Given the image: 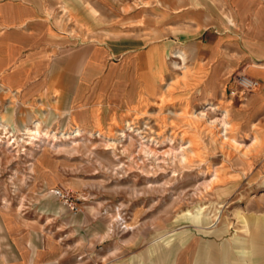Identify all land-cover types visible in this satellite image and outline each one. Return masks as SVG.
Returning <instances> with one entry per match:
<instances>
[{
    "label": "rangeland",
    "instance_id": "374dc122",
    "mask_svg": "<svg viewBox=\"0 0 264 264\" xmlns=\"http://www.w3.org/2000/svg\"><path fill=\"white\" fill-rule=\"evenodd\" d=\"M252 1L247 21L263 44L254 64L264 69V16L256 17L264 0ZM42 5L62 36L57 57L82 65L90 53L98 65L72 109L64 99L51 108L43 101L19 106L0 92V254L8 251L6 225L16 234L24 225L30 253L56 257L53 264H192L207 241L237 254L231 238L252 236L249 219L264 223V110L244 103L261 83L231 97L229 77L239 68L216 72L237 59L230 4ZM213 10L220 28L197 36L202 11ZM74 114L87 122L79 125ZM28 115L57 141L19 135ZM74 130L82 136L69 139Z\"/></svg>",
    "mask_w": 264,
    "mask_h": 264
},
{
    "label": "crops",
    "instance_id": "0c3cea01",
    "mask_svg": "<svg viewBox=\"0 0 264 264\" xmlns=\"http://www.w3.org/2000/svg\"><path fill=\"white\" fill-rule=\"evenodd\" d=\"M211 2L230 4L228 7L231 13L230 19L234 25L229 27L231 31L229 33L235 34L230 43L237 58L235 61L223 63L216 69V72L220 73L222 70L227 71L234 67L235 69L241 68L247 75L258 80L259 84L261 83L260 91L254 96L246 98L244 103L254 104L256 109L262 112L264 110V69L256 67L258 65L254 62L257 61L256 57L263 55L261 52L263 44L261 38L254 40L252 36L257 32L252 27L255 25L253 22L250 24L247 21L252 17L255 9L254 6H251L253 1L202 0V3ZM61 8L65 11L64 6ZM258 14L264 16L263 6L258 8L257 18ZM214 16V10L210 11L209 15L202 11V19H199L197 24L200 28L197 36L204 35L209 26L216 31L220 28L219 24L214 21ZM205 17L208 18V21ZM201 23L202 27L199 25ZM234 28L235 32H232ZM59 33L43 11L42 0H0V84L5 88L0 92L16 98L19 106L33 101L36 103L43 101L51 108L61 104L63 99L67 100V109L76 106L83 98L84 83L88 82L95 74V67L98 64L90 53L85 59L83 57L82 65L76 62L77 59L57 57L56 40L62 39L61 33ZM254 42L259 45L260 54L254 53ZM241 59L249 60L250 63L240 62ZM80 66L82 68L81 75L78 73ZM74 77L76 84L72 83L74 81L70 79ZM54 91L59 92L58 97ZM234 96L239 98L240 95ZM52 113L56 114V112ZM26 118L30 125L22 124L20 129H26L25 127L31 129L35 124H38V129L40 128L39 121L30 115ZM74 119L79 125H84L87 122L85 119L77 121V114H74ZM0 124L5 125L1 120ZM39 130L43 132L41 129ZM252 225L253 228L250 230L252 236L239 238L243 241L231 238L237 249V254H231L227 243H221L219 248L214 250L207 241L196 249L192 264H264V223H259L256 219H249V226ZM5 227L8 251L0 254V264L57 263L56 257L44 258L39 253L34 255L30 253L31 240L30 236L25 233L24 225H22L23 230L19 234L9 230V225ZM208 232L216 233L217 230Z\"/></svg>",
    "mask_w": 264,
    "mask_h": 264
},
{
    "label": "built area",
    "instance_id": "2783aa9c",
    "mask_svg": "<svg viewBox=\"0 0 264 264\" xmlns=\"http://www.w3.org/2000/svg\"><path fill=\"white\" fill-rule=\"evenodd\" d=\"M259 88V82L255 78L247 75L243 69H237L230 78L227 86L228 95H243L256 91ZM58 197L66 198V194L59 190L53 191Z\"/></svg>",
    "mask_w": 264,
    "mask_h": 264
},
{
    "label": "bare ground",
    "instance_id": "6f19581e",
    "mask_svg": "<svg viewBox=\"0 0 264 264\" xmlns=\"http://www.w3.org/2000/svg\"><path fill=\"white\" fill-rule=\"evenodd\" d=\"M180 55V54H179ZM175 56V55H174ZM225 114V113H224ZM226 115L227 114H225L224 115V117H222L223 119L226 117ZM33 124V123H32ZM38 124H35L34 126H33V128H31V129H29V128H27V127H25L26 129H24L23 130V132L20 134V135H28L29 136V141L30 142H33L34 140H35V138H38V136L40 135H43V136H47L48 138H51L52 140H55V141H57V139L59 138L57 135H55L54 133L53 134H47L46 132H41L39 129H38V126H37ZM223 125H224V127H226L227 126V124H225V123H223ZM5 129H6V125H2V124H0V133L1 132H6L5 131ZM5 134V133H4ZM125 135H126V133H125V131L124 130H122L121 131V133H120V136L121 137H125ZM82 136V132L81 131H79V130H74L72 133H71V136H69V139H75V138H79V137H81ZM0 137H2L1 136V134H0ZM12 137V136H11ZM61 138H63L64 140H65V138H66V135L65 134H62L61 135ZM67 139V138H66ZM6 142V141H5ZM4 142V143H5ZM10 144H13V141H12V143H10V142H8V144L7 145H10ZM28 144H30V143H28ZM33 144V143H32ZM6 145V146H7ZM5 146V147H6Z\"/></svg>",
    "mask_w": 264,
    "mask_h": 264
}]
</instances>
